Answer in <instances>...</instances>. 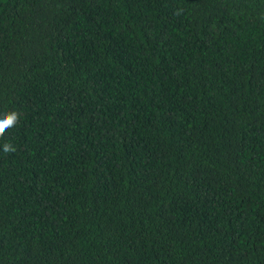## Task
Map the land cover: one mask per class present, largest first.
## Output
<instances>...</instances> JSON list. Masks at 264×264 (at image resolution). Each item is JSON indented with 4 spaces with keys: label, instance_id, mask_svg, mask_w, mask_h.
Wrapping results in <instances>:
<instances>
[{
    "label": "trees",
    "instance_id": "1",
    "mask_svg": "<svg viewBox=\"0 0 264 264\" xmlns=\"http://www.w3.org/2000/svg\"><path fill=\"white\" fill-rule=\"evenodd\" d=\"M13 111L0 264H264V0H0Z\"/></svg>",
    "mask_w": 264,
    "mask_h": 264
},
{
    "label": "clouds",
    "instance_id": "2",
    "mask_svg": "<svg viewBox=\"0 0 264 264\" xmlns=\"http://www.w3.org/2000/svg\"><path fill=\"white\" fill-rule=\"evenodd\" d=\"M18 119H19V116L15 111L7 113L4 116L0 117V136H2L4 132L10 127H14L16 123L18 122ZM4 151L6 153L13 152L15 151V148L11 147L8 144H5Z\"/></svg>",
    "mask_w": 264,
    "mask_h": 264
}]
</instances>
